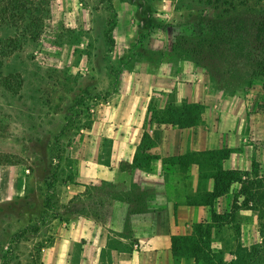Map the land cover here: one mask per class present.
<instances>
[{"label": "rangeland", "instance_id": "374dc122", "mask_svg": "<svg viewBox=\"0 0 264 264\" xmlns=\"http://www.w3.org/2000/svg\"><path fill=\"white\" fill-rule=\"evenodd\" d=\"M1 2L0 9L9 5ZM11 14L0 21L8 51L0 56V264H39L48 238L38 232H48L53 218L91 211L89 200L61 201V193L75 179L71 154L91 136L124 74L188 63L215 94L241 97L264 122V0H19ZM257 140L264 155V139ZM225 151L193 157L208 164L202 202ZM261 165L243 172L248 202L236 183L205 206L206 219L187 223L174 264H264ZM178 187L193 198L190 179Z\"/></svg>", "mask_w": 264, "mask_h": 264}, {"label": "crops", "instance_id": "0c3cea01", "mask_svg": "<svg viewBox=\"0 0 264 264\" xmlns=\"http://www.w3.org/2000/svg\"><path fill=\"white\" fill-rule=\"evenodd\" d=\"M202 76L188 63L176 71L162 65L122 76L116 97L99 109L91 136L71 154L77 160L75 179L61 193V201L89 200L84 202L91 211L53 218L48 232H38L48 238L39 264H174V237L188 234L187 223L207 216L199 194L208 164L196 158L225 149L226 170L250 172L258 161L264 167V155L254 149L264 139L259 113L250 112L241 97H219ZM183 103L204 107L198 125L151 121L150 104L162 113L169 104ZM145 132L154 142L147 152L155 157L140 166L135 158ZM186 178L193 198L178 187ZM206 182L205 190L213 191V177Z\"/></svg>", "mask_w": 264, "mask_h": 264}, {"label": "trees", "instance_id": "16d2710c", "mask_svg": "<svg viewBox=\"0 0 264 264\" xmlns=\"http://www.w3.org/2000/svg\"><path fill=\"white\" fill-rule=\"evenodd\" d=\"M2 0H0V4ZM9 5L4 7L3 9H0V21L4 18H8L12 16L11 11L12 9L19 8V0H6ZM264 28V26H262ZM1 42V41H0ZM109 42L111 44L114 43V40L112 37H109ZM8 54V51L4 48L0 47V56H6ZM264 78V74H263ZM151 111V121H158V122H168L171 124L178 125L182 128L184 127H192L195 125H198L201 121V115L203 113V106L199 104H188L183 103L182 105H175V104H169L167 108L160 113L157 111V109H150ZM162 114V115H161ZM154 142L151 139L148 132L144 133L142 144L139 147V153H137V156L135 158V163L143 166L145 162L148 160H151L153 157L152 154L147 152V148L150 146H153ZM230 150L225 151V156L222 158H225L227 155H229ZM211 157L218 156V151H211L209 153ZM142 161H145L142 163ZM0 162L2 160L0 159ZM146 164V163H145ZM243 173L238 170H226L222 166H219L217 169L215 175L213 176L214 179V188L213 191L207 192L206 197H208V201H206L207 205H211V200L220 198L225 196L229 191H231L232 186L236 183H242V191L240 192L241 195H244L247 199L246 202L250 199V195H252V192L249 191L248 193V187L245 185V181L242 179ZM238 205V199H235L234 201V207L237 208ZM213 219L215 218V214H212ZM177 237H174V247H175V239ZM178 248L175 247V252H177Z\"/></svg>", "mask_w": 264, "mask_h": 264}]
</instances>
